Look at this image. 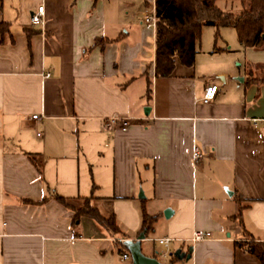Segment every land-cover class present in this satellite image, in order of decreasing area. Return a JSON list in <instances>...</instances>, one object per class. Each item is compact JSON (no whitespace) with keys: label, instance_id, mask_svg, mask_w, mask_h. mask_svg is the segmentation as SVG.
Returning <instances> with one entry per match:
<instances>
[{"label":"crops","instance_id":"obj_1","mask_svg":"<svg viewBox=\"0 0 264 264\" xmlns=\"http://www.w3.org/2000/svg\"><path fill=\"white\" fill-rule=\"evenodd\" d=\"M39 3L43 25H31ZM133 5L0 0L12 38L0 43V264H129L119 255L122 240L140 232L141 204L156 215L142 254L172 264H261L240 244L264 241V127L253 121L264 118V84L244 85L264 49H245L241 74L219 71L197 50L192 66L175 61L168 77L155 76L154 30ZM99 38L108 41L94 45ZM208 85L216 91L203 103ZM108 116L132 120L107 131ZM85 202L113 216L117 230L86 216L73 221ZM196 229L210 236L192 241ZM188 247V260L167 256Z\"/></svg>","mask_w":264,"mask_h":264},{"label":"trees","instance_id":"obj_2","mask_svg":"<svg viewBox=\"0 0 264 264\" xmlns=\"http://www.w3.org/2000/svg\"><path fill=\"white\" fill-rule=\"evenodd\" d=\"M240 10L236 13L222 10L216 4V0H153L155 14L154 28V65L153 73L158 77H168L175 61L185 66H192L194 55L197 52L196 46L200 40L201 28L204 25L214 27V37L220 27H231L236 35L237 42L242 48H264V0H238ZM26 36L33 32L31 29H24ZM9 24L0 20V43L11 42ZM108 40L94 39V45L102 46ZM263 66L264 62L256 64ZM264 84V75L253 76L249 69L245 71L244 85ZM150 89H146V97L150 98ZM28 157L37 169L35 156ZM36 159V160H35ZM54 199L62 206L68 207L65 199L54 196ZM45 197L35 203H42ZM87 200V199H86ZM239 205V198L236 197ZM22 202L34 203L27 199ZM238 211L232 217L239 216ZM140 232L151 229L156 215L146 213L143 205L139 207ZM80 216L93 219L98 225L110 232L117 230L113 216H102L95 208L84 206L74 210L73 221ZM240 245L245 246V251L253 255L261 264H264V241L249 239Z\"/></svg>","mask_w":264,"mask_h":264},{"label":"rangeland","instance_id":"obj_3","mask_svg":"<svg viewBox=\"0 0 264 264\" xmlns=\"http://www.w3.org/2000/svg\"><path fill=\"white\" fill-rule=\"evenodd\" d=\"M132 1L134 5L131 7V10L137 9L138 7L140 11L138 13L146 14L152 12L150 0ZM145 2L148 4L146 5ZM215 4L222 10L234 13L241 9L238 0H216ZM214 32V27L210 25L202 26L200 40L196 46L198 56L201 57L202 60L218 65L219 71L224 70L234 73V75L238 73L241 74L243 72V65L245 61L248 60L246 57L247 53L245 52L246 48H242L239 45L235 32L231 27H220L215 37ZM251 50L260 51L262 49L251 48ZM249 70L252 72L253 76L264 75L263 66H251ZM214 74H222V72ZM84 206H87V202H85L82 207Z\"/></svg>","mask_w":264,"mask_h":264},{"label":"built area","instance_id":"obj_4","mask_svg":"<svg viewBox=\"0 0 264 264\" xmlns=\"http://www.w3.org/2000/svg\"><path fill=\"white\" fill-rule=\"evenodd\" d=\"M155 14L154 9L152 6V12L146 13L142 17V24L146 29L154 30L155 28ZM29 22L31 25H43V5L42 3H39L34 11H32L29 15ZM41 77H48L49 72H42L40 73ZM216 91L215 85H208L204 89L203 96L201 98V101L203 103H207L210 99L213 98ZM32 119L36 118V114L31 115ZM132 119L124 116H108L103 119V128L107 131H124L127 126L129 125L130 121ZM253 121H260L262 122V126L264 127V118L263 119H254ZM201 158V152L198 148L195 146L191 149V159L193 162H197ZM210 236L209 231L205 230H193L191 234V240L192 241H198L202 240L204 238H208ZM171 241V238H158L156 239V242L158 244H161L163 246H167V244ZM120 261H130L129 253L127 251L120 253L119 255Z\"/></svg>","mask_w":264,"mask_h":264},{"label":"water","instance_id":"obj_5","mask_svg":"<svg viewBox=\"0 0 264 264\" xmlns=\"http://www.w3.org/2000/svg\"><path fill=\"white\" fill-rule=\"evenodd\" d=\"M264 37V34L262 35ZM218 78H222L221 75H216ZM233 80L242 82V76H232ZM163 216L165 218L168 217V213L165 210L163 212ZM144 231L139 232V234L133 240H122L123 246L126 248L127 252L129 253L130 261L129 264H172L171 262H160L154 256H146L141 253L140 251V241L144 240ZM191 248L188 247L186 250H181L180 248H176L167 252V256L170 258H177L178 260H188L190 257Z\"/></svg>","mask_w":264,"mask_h":264}]
</instances>
